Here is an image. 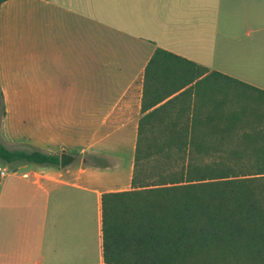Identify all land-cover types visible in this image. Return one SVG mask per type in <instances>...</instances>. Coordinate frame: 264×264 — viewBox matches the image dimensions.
Returning a JSON list of instances; mask_svg holds the SVG:
<instances>
[{
    "label": "crops",
    "instance_id": "crops-1",
    "mask_svg": "<svg viewBox=\"0 0 264 264\" xmlns=\"http://www.w3.org/2000/svg\"><path fill=\"white\" fill-rule=\"evenodd\" d=\"M172 55L263 86L264 0L0 2L1 142L117 157L1 161L0 264H140L103 259L101 193L131 188L140 117L191 118L205 72Z\"/></svg>",
    "mask_w": 264,
    "mask_h": 264
},
{
    "label": "trees",
    "instance_id": "trees-1",
    "mask_svg": "<svg viewBox=\"0 0 264 264\" xmlns=\"http://www.w3.org/2000/svg\"><path fill=\"white\" fill-rule=\"evenodd\" d=\"M159 52L166 53L155 48L149 63ZM172 57L195 67L191 80L205 72L181 56ZM224 80L252 94L247 105L226 104ZM191 90V118L166 119L161 129H153L154 121L144 128L149 119L139 118L131 188L101 193L106 262L264 264V89L212 69ZM161 145H173L181 161L160 162ZM0 160L58 165L59 153L10 149L0 140Z\"/></svg>",
    "mask_w": 264,
    "mask_h": 264
},
{
    "label": "rangeland",
    "instance_id": "rangeland-1",
    "mask_svg": "<svg viewBox=\"0 0 264 264\" xmlns=\"http://www.w3.org/2000/svg\"><path fill=\"white\" fill-rule=\"evenodd\" d=\"M224 82L227 85H229V87L225 86V88L228 90V93H227L228 95L225 97V98H227L226 104L227 105L232 104V106H234V107L247 105V103L251 100L252 94L245 93V90L243 91V87H237L236 88L234 86H231V85H233V83H227V80H224ZM259 87L264 88V85L259 86ZM160 125L161 124H159L157 127H154L153 129H157V128L161 129L162 127H160ZM69 130H70V128H69ZM73 137H74V135H73ZM149 137H150V135H147L144 137V141H145V142L143 141L144 142V144H143L144 150L148 146ZM70 143L71 142L67 140V146H69V148L67 150L69 152L73 153L75 156L73 162L78 163L79 159L81 157L86 158L88 161H92L93 159H96L97 161H101V162L108 163V164H112V163L116 162V160H117V157L115 155H113L111 153L106 155L105 152L103 153V151H100V152H92V151H87V150L77 151L75 148L70 147ZM157 143H159V145H160V140H158ZM63 145H65V144H63ZM161 146H162L161 150L157 152L158 153L157 157H158L160 162H163V163L168 162V163H172V164H174V163L178 164V162L181 161V158H179L181 153L180 152L178 153L175 150L173 145L171 147H167L165 145H161ZM185 148H186V145H185ZM56 152L59 153L60 149H57ZM186 158L187 157H185L183 159L185 160ZM1 164H3V163L0 160V166H1Z\"/></svg>",
    "mask_w": 264,
    "mask_h": 264
},
{
    "label": "water",
    "instance_id": "water-1",
    "mask_svg": "<svg viewBox=\"0 0 264 264\" xmlns=\"http://www.w3.org/2000/svg\"><path fill=\"white\" fill-rule=\"evenodd\" d=\"M75 158V156L71 153H68L65 148H62L59 152V166H64L66 164H68L69 162H71L73 159Z\"/></svg>",
    "mask_w": 264,
    "mask_h": 264
},
{
    "label": "built area",
    "instance_id": "built-area-1",
    "mask_svg": "<svg viewBox=\"0 0 264 264\" xmlns=\"http://www.w3.org/2000/svg\"><path fill=\"white\" fill-rule=\"evenodd\" d=\"M4 173V168L0 169V174Z\"/></svg>",
    "mask_w": 264,
    "mask_h": 264
}]
</instances>
